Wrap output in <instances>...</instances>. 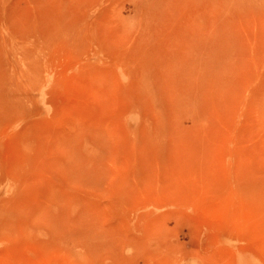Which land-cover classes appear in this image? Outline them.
<instances>
[{
  "label": "rangeland",
  "instance_id": "374dc122",
  "mask_svg": "<svg viewBox=\"0 0 264 264\" xmlns=\"http://www.w3.org/2000/svg\"><path fill=\"white\" fill-rule=\"evenodd\" d=\"M0 264H264V0H0Z\"/></svg>",
  "mask_w": 264,
  "mask_h": 264
}]
</instances>
